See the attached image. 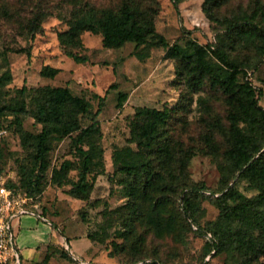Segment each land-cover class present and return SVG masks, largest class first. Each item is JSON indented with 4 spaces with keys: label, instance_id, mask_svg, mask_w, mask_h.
I'll return each instance as SVG.
<instances>
[{
    "label": "rangeland",
    "instance_id": "1",
    "mask_svg": "<svg viewBox=\"0 0 264 264\" xmlns=\"http://www.w3.org/2000/svg\"><path fill=\"white\" fill-rule=\"evenodd\" d=\"M133 1L156 11V37L147 45L135 49L134 44L128 43L117 50L106 49L100 35L85 31L79 36V48L70 52L86 58V62L76 64L64 56L65 48L57 41V34L69 29L71 17L80 6L88 4L96 11H116L123 3ZM204 1L0 0V130L6 131L0 138V173L16 188L32 193L47 225L55 224L62 233L69 230L74 235L90 236L98 250L94 260L98 264L238 263L232 249L207 253L209 242L203 233L219 215L220 170L226 173L227 186L234 184L246 198L257 195L252 186L237 177L238 173L230 171L227 157L231 146L230 116L238 118L240 127L253 136V146L263 147L261 151L264 127L250 125L219 87L206 82L200 90H190L177 76L178 58L174 59L169 50L174 49L181 57L191 54L193 45L207 50L214 46V51L234 66L237 81L254 89L256 104L264 109V37L243 41L237 31L226 32L220 24L227 19L242 30L247 22L253 23L264 36V0H218L206 7L216 21H209L204 15ZM208 59L219 63L213 52ZM44 66L59 70L58 74L52 79L42 77L40 71ZM38 87H67L73 96L90 104V113L80 118V128L94 120L99 135L82 143V148L95 156L87 176L92 189L84 199L70 194L71 183L77 182L81 170V160L75 151L78 132L51 138L48 169L41 174L35 166L32 138L40 133L41 126L32 116L33 91ZM120 96H125V100L118 105ZM183 96L188 99L183 101ZM198 98L206 100V104L201 105ZM21 106L25 112L16 117ZM142 108L174 109L163 128L162 140L167 138L165 144L173 153L181 150V156L189 155L188 184L205 186L192 225L180 211L186 190L167 189L159 201L157 191L151 195L156 197L155 205L150 198L139 197L140 212L131 211V201L126 197V175L120 169L127 150L136 151L133 131L141 123L142 117H136V113ZM98 109L100 113L94 117ZM154 143L147 139L144 146ZM116 152H121L118 158ZM63 163L68 169L61 175L63 183L58 185L53 180V171L59 170ZM170 167L175 168L173 164ZM149 213L161 220L163 229L167 221H172L173 231L152 229L147 219ZM24 217L12 222L15 239L14 224ZM131 218L134 220L128 221ZM125 226L132 228L130 232L125 231ZM135 234L136 238L132 236ZM139 239L145 242L144 254L133 261V243ZM72 251L78 255L74 248ZM254 264H264V254Z\"/></svg>",
    "mask_w": 264,
    "mask_h": 264
},
{
    "label": "trees",
    "instance_id": "2",
    "mask_svg": "<svg viewBox=\"0 0 264 264\" xmlns=\"http://www.w3.org/2000/svg\"><path fill=\"white\" fill-rule=\"evenodd\" d=\"M180 1L182 0H175V2ZM217 1L205 0L202 4L203 13L209 21H216V18L206 7ZM155 14L154 8L144 9L134 1L123 3L116 11L112 9L96 11L86 4L74 12L69 29L66 32L58 33L57 41L60 46L65 48L64 56L76 64L85 63L86 58L70 52V49L79 48V36L85 31L93 35H100L102 45L106 49L117 50L128 43L134 44L135 49H138L156 37ZM220 24L226 32L237 31L243 41L252 42L264 37L253 23L247 22L246 27L242 30H237L238 27L227 19L221 21ZM193 47L194 50L191 54L181 57L174 49L169 50L174 59L178 58V62L175 64L177 76L187 83L190 90L198 91L206 82L211 87H219L234 102L250 125L256 128L264 127V109L257 106L254 89L246 83L237 81V71L234 66L218 55L214 51V46H210L208 50L202 46L193 45ZM210 52L214 53L219 63H212L208 59ZM27 57H29L28 53ZM58 71L44 66L40 75L52 79L58 74ZM21 91L24 92L25 88H22ZM182 98L185 101L188 96ZM124 100L125 96H120L118 105H121ZM198 101L201 105L206 104L204 99L198 98ZM33 102L35 111L32 118L41 126L40 133L32 138L35 143V166L41 174L48 169L47 157L51 138L64 137L78 132L75 137V151L81 160V170L77 182L71 183L70 194L74 198L84 199L92 189L87 181V176L95 156L92 151L84 150L82 143L92 136L99 135L98 124L94 120L88 126L80 128V118L90 113L89 102L78 96H73L67 87H38L33 91ZM172 110L174 109L160 111L142 108L137 110L136 117L142 118L141 123L135 125L133 131V134L136 135V151L127 150L128 154L121 160L123 166L120 170L126 175V197L131 201V211L140 212L141 206L137 202L139 197L150 198L151 204L155 205L156 197L151 195L157 191L159 193L157 201H159L164 197L163 193L167 189H171L173 192L186 190L187 193L182 198L180 211L192 225L195 223L197 212H199L200 199L205 186L203 184H188L186 169L189 155L181 156V150L173 153L165 144L167 138L162 140L163 128L168 123ZM99 111L98 109L94 113V117L98 116ZM24 112V107L21 106L15 116L18 117ZM229 134L231 146L227 157L230 171L234 174L238 173L237 177L252 186L257 191V195L246 198L234 184L231 187L227 186L226 173L220 170L219 182L222 184V189L219 192L220 196L217 197L220 207L219 215L216 221L211 222L207 231L203 233L210 243H206L209 248L206 252L214 250L215 253H223L232 249L238 258L237 264H254L264 254V240L261 239L262 236L264 237V150L261 151L263 147L255 148L253 146V136L240 127L238 118L233 115L230 116ZM147 139H151L155 143L146 147L144 142ZM120 155L121 152H116L117 158ZM254 156L257 157L251 162ZM171 164L175 166L174 169L170 167ZM67 169L66 163H63L59 170L53 171V180L58 185L63 183L61 175L66 173ZM137 184H139L138 187ZM8 188L31 197L35 202L32 193L16 188L9 181ZM147 219L155 231H173L174 224L170 220L165 223L163 229L161 220L153 213H149ZM133 220L128 221L132 222ZM124 229L130 232L132 228L125 226ZM132 236L137 237L136 234ZM87 238L95 245L90 236ZM144 244L142 239L133 243V261H138L139 256L144 254ZM58 254L60 259L70 264L75 263L66 251H58ZM50 257L51 254H46L41 264H48Z\"/></svg>",
    "mask_w": 264,
    "mask_h": 264
},
{
    "label": "crops",
    "instance_id": "3",
    "mask_svg": "<svg viewBox=\"0 0 264 264\" xmlns=\"http://www.w3.org/2000/svg\"><path fill=\"white\" fill-rule=\"evenodd\" d=\"M42 217L45 218L43 214ZM41 221L26 216L14 224L21 264H41L46 254H51L48 264H68L59 258L58 251H66L74 264H98L94 262L98 250L86 236L71 234L69 230L62 233L55 224L49 226Z\"/></svg>",
    "mask_w": 264,
    "mask_h": 264
},
{
    "label": "built area",
    "instance_id": "4",
    "mask_svg": "<svg viewBox=\"0 0 264 264\" xmlns=\"http://www.w3.org/2000/svg\"><path fill=\"white\" fill-rule=\"evenodd\" d=\"M6 131L0 130V138ZM0 173V264H21L15 244L12 222L16 218L34 216L46 222L31 197L8 188V180Z\"/></svg>",
    "mask_w": 264,
    "mask_h": 264
}]
</instances>
